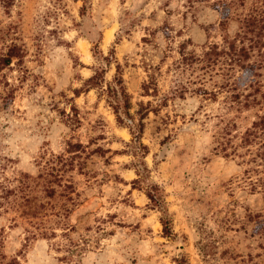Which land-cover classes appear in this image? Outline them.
I'll return each mask as SVG.
<instances>
[{"label":"rangeland","instance_id":"374dc122","mask_svg":"<svg viewBox=\"0 0 264 264\" xmlns=\"http://www.w3.org/2000/svg\"><path fill=\"white\" fill-rule=\"evenodd\" d=\"M250 12L264 13V0H0V55L12 43L25 52L0 72V178L27 182L0 214L2 264H264V191L251 187L245 149L232 152L264 112V59L203 56L213 43L234 48L236 18ZM117 64L130 114L156 107L143 118L141 160L170 236L133 183L129 120L85 87L98 67L110 81ZM150 77L155 96L142 88ZM180 86L184 96L170 94ZM246 95L256 101L245 106Z\"/></svg>","mask_w":264,"mask_h":264},{"label":"trees","instance_id":"16d2710c","mask_svg":"<svg viewBox=\"0 0 264 264\" xmlns=\"http://www.w3.org/2000/svg\"><path fill=\"white\" fill-rule=\"evenodd\" d=\"M237 20V29L234 33V38L238 41V44L234 46L231 50H227L225 46H219L216 43L208 46L207 50L204 51L203 56L207 62L216 59L222 55L227 54L229 59L235 61L239 66H243L245 61H247L252 53L258 54L261 59H264V13L261 12H250L243 16H238ZM223 25V23H222ZM223 42H227L228 34L224 33L222 36ZM112 54V53H111ZM105 56L104 59L109 60L112 58V55ZM25 57L24 49L21 45L12 43L8 46L7 51L0 55V72L5 67H11V63L20 68L23 65ZM85 87H96L100 88L102 94L105 96L106 101L109 106L113 109V112L116 116L117 121L123 122L124 120H129V129L132 134L131 146L134 149V155L137 157V161L141 167L137 168L138 177L133 180V183L136 187L143 188L145 194L149 199L150 205L153 208H156L160 211V222L162 224L163 234L170 236L172 234L171 221L167 214V208L165 205L164 198L161 194V189L156 183H150L147 181V168L143 165L141 158L146 152V146L140 142V136L143 132L144 122L143 118L147 112L152 108L154 111L156 107L151 103L147 102L144 105L142 102L139 104V108L136 111L138 117H134L130 114L131 108V95L127 91V88L124 84V79L122 73L120 72V65L117 64L116 72L110 81L104 80V70L100 67L94 70L92 76L86 79ZM255 87H259L255 85ZM142 88L144 94H151L153 96L157 95V86L153 78H149L146 82L143 83ZM221 88L218 85V90ZM186 87L172 88L170 94L173 96H184ZM258 90V88H255ZM204 98H214L216 97V90H208L205 87L198 86L194 90ZM235 98L238 99L241 96L239 92H235ZM169 94H165L159 98L162 105L167 102ZM248 95L245 96L244 105L248 106L255 102V98L248 100ZM238 137V142L233 144L232 152L236 151V147H242L245 149V152L248 154L247 160L250 161V170L255 172L254 180H251V187L261 188L264 191V112L257 113L255 118L251 121L250 125L244 129L243 132L236 134ZM223 149H226L227 142H223ZM230 140L228 145L230 144ZM72 150H78L81 146L80 143H74L69 145ZM225 151V150H224ZM230 152V151H229ZM224 152V153H229ZM228 155V154H227ZM25 176V175H24ZM27 177V176H25ZM56 178V174H55ZM18 183L13 186L6 177L0 178V214L2 211L7 209L5 203H7L12 196L16 195L17 192L23 190L27 185L25 178L17 179ZM48 194L53 195L54 189L48 188L46 191ZM4 205V206H3ZM46 234L42 232L41 235ZM46 235H44L45 237ZM4 256V255H3ZM0 254V257H3ZM69 255L64 256L63 258H69ZM177 264H188L184 259H177ZM17 259L11 258L5 264H16ZM0 264L2 261L0 259Z\"/></svg>","mask_w":264,"mask_h":264},{"label":"bare ground","instance_id":"6f19581e","mask_svg":"<svg viewBox=\"0 0 264 264\" xmlns=\"http://www.w3.org/2000/svg\"><path fill=\"white\" fill-rule=\"evenodd\" d=\"M109 35H110V32L108 31V32H106V38H108L109 37Z\"/></svg>","mask_w":264,"mask_h":264}]
</instances>
